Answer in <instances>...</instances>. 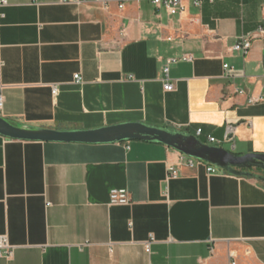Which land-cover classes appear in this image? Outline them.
Listing matches in <instances>:
<instances>
[{
	"label": "crops",
	"instance_id": "obj_1",
	"mask_svg": "<svg viewBox=\"0 0 264 264\" xmlns=\"http://www.w3.org/2000/svg\"><path fill=\"white\" fill-rule=\"evenodd\" d=\"M185 2L171 15L152 0H7L0 115L57 130L201 129L211 146L264 153V101L248 102L264 96V0ZM240 35L253 36L246 54L233 50ZM181 154L143 140L0 134V236L14 247L0 264H264V180L189 168ZM111 189H127L130 203L110 204Z\"/></svg>",
	"mask_w": 264,
	"mask_h": 264
},
{
	"label": "water",
	"instance_id": "obj_2",
	"mask_svg": "<svg viewBox=\"0 0 264 264\" xmlns=\"http://www.w3.org/2000/svg\"><path fill=\"white\" fill-rule=\"evenodd\" d=\"M189 130L150 126L140 122H128L90 130H57L29 128L13 123L0 115V134L11 139L59 141L79 143H112L143 140L162 143L189 157L205 161L233 174L255 176L264 180V153L237 155L223 147L211 146ZM257 168V175L249 168Z\"/></svg>",
	"mask_w": 264,
	"mask_h": 264
},
{
	"label": "built area",
	"instance_id": "obj_3",
	"mask_svg": "<svg viewBox=\"0 0 264 264\" xmlns=\"http://www.w3.org/2000/svg\"><path fill=\"white\" fill-rule=\"evenodd\" d=\"M86 1H90V0H58V3H63V4H67V3H73V4H81V3H84ZM93 1H96V2H101V0H93ZM185 1L187 0H152V3H154L157 7H166V9L168 10V12L171 14V15H174V14H177V13H182L184 10H185ZM210 2H214V0H208ZM193 4L197 7H200L203 3V0H192ZM7 4V0H0V7H2L3 5ZM121 7L123 6V4L121 3L120 5ZM3 14L0 12V21H1V18H2ZM260 35L264 34V30L261 29L259 31ZM253 36L252 35H240L236 41V43L234 44L233 46V50L234 51H239V52H243V53H248V50L251 49V46H252V38ZM184 59H190L191 57H188V56H184L183 57ZM177 58H172V59H169L165 65V67L163 68L164 69V72L166 74V81H164V89L167 90V91H171L174 89V85L173 83L171 82H168V75H169V64L170 63H173V62H176ZM224 66V69H225V75L228 76V77H231L233 76V72H234V69L229 66L228 64H225L223 65ZM75 80L77 82L80 81V75L76 74L75 75ZM59 89H58V86H53V89H52V92H53V95H56L58 93ZM245 90L244 89H239V93L241 94H244ZM3 96L2 94L0 93V108L3 106ZM261 101H264V96H259V97H250L249 98V105L250 104H254V103H258V102H261ZM201 129H199L197 131V136H200L201 135ZM229 132V131H228ZM230 133V132H229ZM228 133V134H229ZM227 134V136H228ZM208 140L209 142H218L220 143L221 140H218L216 139L215 137H211L209 136L208 137ZM181 163L189 168H194L196 167L197 165H200V164H204L206 165L207 167V173H214V172H218L220 171V169L217 167V166H214L212 164H209L207 162H204L202 160H197L195 158H192V157H189L185 154H181L180 156V160ZM179 169L177 167H175L174 165H169L168 167V171H167V179H174V178H177L179 176ZM131 201V197H130V194H129V191L127 189H111V192H110V204H129ZM150 243L151 241H148L146 243V250L150 252ZM13 252H14V247L13 245L10 244L9 242V239L7 237V235H1L0 236V257H11L13 255Z\"/></svg>",
	"mask_w": 264,
	"mask_h": 264
}]
</instances>
